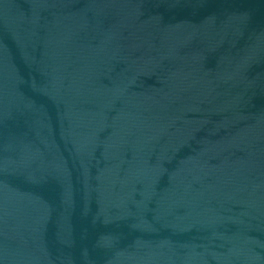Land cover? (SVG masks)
Listing matches in <instances>:
<instances>
[{
	"label": "water",
	"instance_id": "95a60500",
	"mask_svg": "<svg viewBox=\"0 0 264 264\" xmlns=\"http://www.w3.org/2000/svg\"><path fill=\"white\" fill-rule=\"evenodd\" d=\"M0 264H264V0H0Z\"/></svg>",
	"mask_w": 264,
	"mask_h": 264
}]
</instances>
